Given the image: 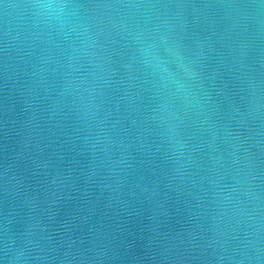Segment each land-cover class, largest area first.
<instances>
[{
    "label": "water",
    "instance_id": "water-1",
    "mask_svg": "<svg viewBox=\"0 0 264 264\" xmlns=\"http://www.w3.org/2000/svg\"><path fill=\"white\" fill-rule=\"evenodd\" d=\"M0 264H264V0H0Z\"/></svg>",
    "mask_w": 264,
    "mask_h": 264
}]
</instances>
